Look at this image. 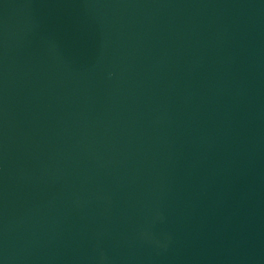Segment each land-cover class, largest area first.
Returning <instances> with one entry per match:
<instances>
[{"label":"water","instance_id":"obj_1","mask_svg":"<svg viewBox=\"0 0 264 264\" xmlns=\"http://www.w3.org/2000/svg\"><path fill=\"white\" fill-rule=\"evenodd\" d=\"M0 264H264V0H0Z\"/></svg>","mask_w":264,"mask_h":264}]
</instances>
